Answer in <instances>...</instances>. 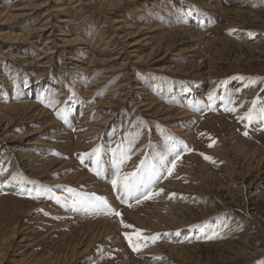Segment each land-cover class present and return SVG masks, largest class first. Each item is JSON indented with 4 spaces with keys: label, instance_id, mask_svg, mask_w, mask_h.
Here are the masks:
<instances>
[{
    "label": "rangeland",
    "instance_id": "1",
    "mask_svg": "<svg viewBox=\"0 0 264 264\" xmlns=\"http://www.w3.org/2000/svg\"><path fill=\"white\" fill-rule=\"evenodd\" d=\"M0 264H264V0H0Z\"/></svg>",
    "mask_w": 264,
    "mask_h": 264
},
{
    "label": "snow or ice",
    "instance_id": "2",
    "mask_svg": "<svg viewBox=\"0 0 264 264\" xmlns=\"http://www.w3.org/2000/svg\"><path fill=\"white\" fill-rule=\"evenodd\" d=\"M244 119H251V114L248 116L243 117ZM247 134V133H245ZM99 152V149L96 150ZM177 160L180 158L179 152L176 153ZM206 159H211V157H205ZM141 166L145 165L144 161H141ZM171 168H175L176 164L175 161L170 162ZM162 168L167 169V165H162ZM155 168L154 165L150 166L149 168V176L146 181V177L142 174H140V169L138 168L137 171H132L123 174L120 176L116 181H113L114 187H118L125 196L127 197H137V200L139 201V196L142 195L145 198H150V192H151V184L155 183L156 179H159L160 177L157 176L155 171L153 169ZM168 174L171 175V170H168ZM141 189H144L141 191ZM161 191H163L161 189ZM157 195L159 193H156ZM81 207L84 208L85 211H87L89 208L91 209H99L104 210L107 209V211L112 212L116 216H120L121 213L116 211L115 209L111 208V206L108 204L107 200L104 197L96 196L95 194H92V199L88 202L87 206H85L83 203L81 204ZM123 223V221H121ZM124 227L127 229H134V226L131 224H124ZM135 232L139 233V229H134ZM179 234V233H177ZM126 238L129 240V243L132 244V237L126 232L125 233ZM212 238V237H209ZM157 239V237H142L143 241L152 240L153 242ZM134 250L139 251L140 248L136 245H133Z\"/></svg>",
    "mask_w": 264,
    "mask_h": 264
},
{
    "label": "bare ground",
    "instance_id": "3",
    "mask_svg": "<svg viewBox=\"0 0 264 264\" xmlns=\"http://www.w3.org/2000/svg\"><path fill=\"white\" fill-rule=\"evenodd\" d=\"M43 8V7H42ZM39 10V9H38ZM33 15V14H32ZM26 17V16H25ZM46 30V29H45ZM73 42H78L77 40H74ZM39 60V59H38ZM40 63H42V62H40ZM40 67V66H39ZM103 83V82H102ZM119 90V89H118ZM177 131H179V130H177Z\"/></svg>",
    "mask_w": 264,
    "mask_h": 264
}]
</instances>
